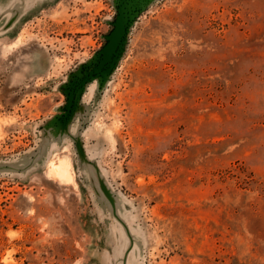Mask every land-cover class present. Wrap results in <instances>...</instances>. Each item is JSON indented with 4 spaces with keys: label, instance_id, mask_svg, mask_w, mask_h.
Listing matches in <instances>:
<instances>
[{
    "label": "rangeland",
    "instance_id": "obj_1",
    "mask_svg": "<svg viewBox=\"0 0 264 264\" xmlns=\"http://www.w3.org/2000/svg\"><path fill=\"white\" fill-rule=\"evenodd\" d=\"M0 264H264V0H0Z\"/></svg>",
    "mask_w": 264,
    "mask_h": 264
},
{
    "label": "water",
    "instance_id": "obj_2",
    "mask_svg": "<svg viewBox=\"0 0 264 264\" xmlns=\"http://www.w3.org/2000/svg\"><path fill=\"white\" fill-rule=\"evenodd\" d=\"M132 8L130 3L127 6L121 7L114 20L113 27L106 36V42L99 53V59L91 71L84 76L81 83H85L89 78L97 74H102L112 63L118 54L120 44L126 33L128 23L131 19ZM71 101V97L70 100Z\"/></svg>",
    "mask_w": 264,
    "mask_h": 264
},
{
    "label": "bare ground",
    "instance_id": "obj_3",
    "mask_svg": "<svg viewBox=\"0 0 264 264\" xmlns=\"http://www.w3.org/2000/svg\"><path fill=\"white\" fill-rule=\"evenodd\" d=\"M58 172L60 173V174H65L66 173V168L63 166V165H59L58 166Z\"/></svg>",
    "mask_w": 264,
    "mask_h": 264
}]
</instances>
